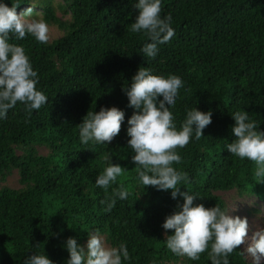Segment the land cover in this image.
<instances>
[{"label": "trees", "instance_id": "16d2710c", "mask_svg": "<svg viewBox=\"0 0 264 264\" xmlns=\"http://www.w3.org/2000/svg\"><path fill=\"white\" fill-rule=\"evenodd\" d=\"M0 2L19 4L17 13L33 6V17L61 32L45 44L10 34L9 42L25 49L38 73L36 87L48 100L31 113L18 102L0 118V264H24L33 253L66 264L67 238L83 246L91 231L106 246L126 245L131 259L122 264H211L207 252L193 261L167 249L162 224L183 198L140 184L127 146L128 118L136 110L122 88L139 67H147L182 79L170 107L178 128L188 110H211L204 136L197 140L193 133L188 145L177 149L181 162L173 165L187 173L181 191L195 195L194 205L229 209L224 198L229 190L264 202L254 162L224 147L235 138L231 114L236 111H247L264 131V0H161V16L171 14L175 35L158 45L154 59L141 52L151 41L130 31L138 0ZM112 106L125 116L119 135L106 144L81 143L78 124L87 112ZM110 163L120 164L124 173L109 194L120 183L130 194L107 212L101 204L105 192L95 179ZM261 220L264 224V214ZM242 253L240 247L230 254V264H254Z\"/></svg>", "mask_w": 264, "mask_h": 264}, {"label": "clouds", "instance_id": "9594fccd", "mask_svg": "<svg viewBox=\"0 0 264 264\" xmlns=\"http://www.w3.org/2000/svg\"><path fill=\"white\" fill-rule=\"evenodd\" d=\"M18 6L13 4L9 7L0 2V118H6L8 110L18 102L31 113L48 100L36 87L38 73L33 70L25 49L10 43L9 39L10 34L16 40L31 35L37 42L45 44L49 41V25L42 17L32 16L33 6L17 13ZM134 6L139 11L130 31L143 33L151 41L143 45L141 52L154 59L159 51L158 45L169 42L175 35L171 14L161 16V0H138ZM181 87L183 81L176 75L165 77L153 74L147 67L138 68L130 85L122 88L129 106L136 110L128 118L127 146L134 153L131 160L135 163L142 186L171 190L173 199L183 198V203H178L177 210L162 224L166 230L164 241L167 249L193 261L207 252L211 264H230V254L249 239L248 219L231 215L235 208L222 210L218 205L211 208L202 203L194 205L195 195L187 190L181 191V183L188 181L189 177L173 166L181 162L177 149L187 146L193 133L199 140L204 136L203 130L212 122L211 110L203 112L194 107L187 111L185 120L177 127L170 107L175 105ZM231 115L235 122L231 128L235 138L224 147L241 160L254 162V178L257 183H264V131L250 120L247 111H236ZM124 118V112L116 106L101 107L98 112L88 111L82 123L78 124L81 143H110L119 135ZM104 159L108 161L111 157L105 155ZM123 173L124 168L120 164L110 163L95 179V184L105 192L101 204L105 205L107 212L115 207L117 199H127L130 194L123 183L112 188L109 194V188ZM232 191L235 190L225 194ZM167 230H172L171 234ZM65 247L69 253L66 264H122V261L131 259L124 243L118 247L106 246L95 231L88 233L85 245L78 244L74 237H68ZM245 251L254 264H260L264 259V227L253 231ZM24 264L54 262L47 255L33 253L26 257Z\"/></svg>", "mask_w": 264, "mask_h": 264}, {"label": "rangeland", "instance_id": "374dc122", "mask_svg": "<svg viewBox=\"0 0 264 264\" xmlns=\"http://www.w3.org/2000/svg\"><path fill=\"white\" fill-rule=\"evenodd\" d=\"M60 15V14H58ZM49 36L52 38L58 37L61 32L58 31L55 27H49ZM41 153H45V149H40ZM8 181L10 184H15V176H10L8 177ZM224 198L228 202L229 209L235 208V211L230 212L231 215L233 216H240L241 218L247 217L248 223H249V239H246L245 244L241 246V249L243 250V253L246 257L247 260L253 261V259L247 254L245 251L247 244L250 240V236L252 235L253 231L256 230V228L264 227V224L261 220L262 214H264V202L257 198L255 195L254 196H244L241 197L238 194H236L235 191L229 192L224 194ZM252 208H257L260 211L258 213L256 212H251L247 213V210H250ZM261 262H264V259L261 260Z\"/></svg>", "mask_w": 264, "mask_h": 264}]
</instances>
